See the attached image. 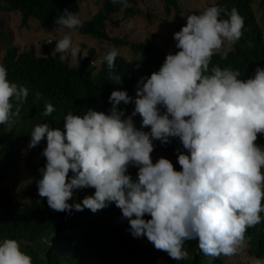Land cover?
Masks as SVG:
<instances>
[{"label": "clouds", "instance_id": "clouds-1", "mask_svg": "<svg viewBox=\"0 0 264 264\" xmlns=\"http://www.w3.org/2000/svg\"><path fill=\"white\" fill-rule=\"evenodd\" d=\"M110 2L129 6L128 0ZM54 25L53 32L64 35L48 41H56L53 53L61 61L66 54L76 59L81 49L68 33L81 20L65 9ZM243 28L244 18L235 7L214 5L189 14L185 26L173 33L178 51L168 53L150 76L140 77L135 97L114 90L107 113L69 111L63 130L36 125L27 148L46 140L36 186L48 207L69 214L84 209L96 213L114 203L133 238L146 237L176 261L187 256V240H196L205 255H236L246 230L264 219V146L255 143L258 134L264 136V68L256 67L251 78L242 80L238 69L209 65L214 54L226 58L225 41L235 44ZM119 55L113 46L101 58L116 84L122 82L115 72ZM27 96L28 89L10 81L0 64V124L19 115L18 104L12 111V101L22 103ZM121 103L134 104L130 115L118 108ZM54 111L46 103L42 115ZM137 114L139 128L133 119ZM170 138H178L186 150H175L179 171L169 159L153 163L150 155L154 141L167 144ZM129 167L137 170L135 179ZM83 188L95 191L69 203L74 191ZM248 262L264 264V258L249 257ZM0 264H33V258L18 241L5 238L0 241Z\"/></svg>", "mask_w": 264, "mask_h": 264}, {"label": "trees", "instance_id": "trees-1", "mask_svg": "<svg viewBox=\"0 0 264 264\" xmlns=\"http://www.w3.org/2000/svg\"><path fill=\"white\" fill-rule=\"evenodd\" d=\"M161 1L167 15L171 14V10L176 15L180 14L177 0ZM254 1L215 0L212 6H226L229 10L235 7L244 18V28L241 39L232 44V49L223 51L226 58L222 59L219 53L214 54L209 68L219 65L221 68L238 69L242 73V80L251 78L256 67L264 68V35L253 14ZM259 1V7L264 9V0ZM91 2L99 6L97 13L81 22L75 32L108 41L116 48H127L140 56L131 61L120 56L116 58L115 72L122 76L120 84L110 78L106 63H101L95 72L89 63V58L93 57L91 50L86 58L79 54L78 67L71 68L67 61L52 56L47 49H44L43 57H35L33 49L19 52L11 41H5V33L0 28V42L6 44L2 64L8 70V79L28 89V96L22 103L12 101V111H16L18 104L19 115L12 116L9 123L0 124V137L4 136V140L0 141V241L9 238L24 243L23 251L32 256L33 264H224V255H205L198 248L196 240L185 241L187 256L176 261L167 252L155 249L146 237L133 238L126 231L127 221L121 219V212L114 203L96 213L84 209L73 210L69 214L50 209L46 198L38 195L36 186V181L40 179L38 169L45 164V158L40 153L46 147V140L31 148L24 159L25 167L32 175L27 189L21 190L27 202H15L10 194L6 185V170L17 165L21 144L23 141L29 143L36 125L47 123L50 128L63 130V120L69 111L82 115L83 111L91 108L107 113L111 107L108 97L112 91L126 90L129 96L135 97L140 77L150 76L157 71L167 55L152 43H132L125 38L108 37L110 16L121 14L124 22L143 17L136 0H128L127 8L119 3L114 5L110 0ZM65 9L75 14L80 11L76 0H0V13H19L22 28H26L29 21L34 19L41 29L54 31V19ZM145 17L149 20L150 15ZM177 51L175 49L171 53ZM137 63L139 68L136 67ZM46 103L55 107L50 116L42 115ZM130 105L121 103L118 108L124 109L128 115ZM140 122L141 117L137 128ZM143 130L150 131L147 127ZM255 143L264 146V136L258 134ZM154 145L151 154H161L175 161L174 170L179 171L175 150L180 148L186 154L179 139L170 138L167 144L154 141ZM136 171L133 167L128 168V174L133 179L136 178ZM94 191V188L75 190L69 203H79ZM261 215L264 216V213ZM144 218L150 219V216ZM244 242L248 243L252 257L264 258V219L246 230Z\"/></svg>", "mask_w": 264, "mask_h": 264}, {"label": "rangeland", "instance_id": "rangeland-1", "mask_svg": "<svg viewBox=\"0 0 264 264\" xmlns=\"http://www.w3.org/2000/svg\"><path fill=\"white\" fill-rule=\"evenodd\" d=\"M80 11L76 14L81 22L89 20L97 13L99 6H95L91 0H76ZM215 0H177L179 5V15L171 10V14L167 15L164 11V4L161 0H136L138 9L143 14V17H134L128 21H122V15L117 14L110 16V21L107 23V35L109 38H125L132 43H152L156 49L168 54L173 52L175 48V41L173 40V33L179 31L186 24V16L193 13H199L205 8L214 4ZM259 0H255L253 4V14L264 35V9L259 7ZM149 14V20L145 15ZM131 25V27H129ZM0 28L5 33V41H11V45L16 47L19 52L33 49L35 57H43L45 55L44 49H47L54 57L59 58V53H53L56 41L49 40L60 39L64 33H56L50 30L41 29L36 20L31 19L26 28L21 27L19 13H0ZM74 45H79L81 51L80 55L86 58L88 51H93V57L89 58L90 66L95 70L99 69L101 65V58L112 46L108 41L96 40L89 36H84L70 31L68 33ZM120 57L128 61L138 59L140 56L134 54L127 48H117ZM232 44L225 41L223 51H230ZM6 54V44L0 42V64ZM67 61L71 68L78 67V57L73 59L66 54ZM134 104L131 103L128 109V115L132 113ZM136 127L139 125L140 116L137 114L133 117ZM4 140V136L0 137V141ZM28 143L22 142L20 148V156L17 165L6 170L7 181L6 185L10 190V194L14 197L15 202H27L26 197L21 193L27 189V185L32 180V175L25 167L24 159L30 154L31 149L27 148ZM153 163L160 157L161 154H150ZM36 157H33L35 160ZM2 160H0L1 163ZM175 162V161H170ZM20 249L23 251L24 243H20ZM224 264H249L248 258L252 257L249 253V245L244 242L240 251L233 256H223Z\"/></svg>", "mask_w": 264, "mask_h": 264}]
</instances>
